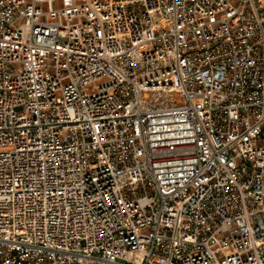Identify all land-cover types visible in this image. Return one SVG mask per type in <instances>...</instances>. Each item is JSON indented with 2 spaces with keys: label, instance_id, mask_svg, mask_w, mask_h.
Returning a JSON list of instances; mask_svg holds the SVG:
<instances>
[{
  "label": "built area",
  "instance_id": "built-area-1",
  "mask_svg": "<svg viewBox=\"0 0 264 264\" xmlns=\"http://www.w3.org/2000/svg\"><path fill=\"white\" fill-rule=\"evenodd\" d=\"M0 264H264V0H0Z\"/></svg>",
  "mask_w": 264,
  "mask_h": 264
}]
</instances>
